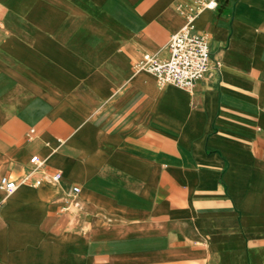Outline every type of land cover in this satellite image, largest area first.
<instances>
[{
  "label": "crops",
  "instance_id": "1",
  "mask_svg": "<svg viewBox=\"0 0 264 264\" xmlns=\"http://www.w3.org/2000/svg\"><path fill=\"white\" fill-rule=\"evenodd\" d=\"M196 1L0 0V264H264V0L196 16L193 89L136 69Z\"/></svg>",
  "mask_w": 264,
  "mask_h": 264
},
{
  "label": "built area",
  "instance_id": "2",
  "mask_svg": "<svg viewBox=\"0 0 264 264\" xmlns=\"http://www.w3.org/2000/svg\"><path fill=\"white\" fill-rule=\"evenodd\" d=\"M217 4V0H197L195 5L180 7L187 17V23L171 36L170 56L167 59H159L155 55L147 54L136 63V69L153 73L160 84L171 83L193 89L197 81L204 78L213 67H220L219 61L213 62L208 35L193 30V23L200 11L207 7H215ZM33 131L32 129L31 132ZM31 161L38 162L39 157L35 155ZM60 176L61 174L57 172L52 177L58 180ZM29 181V176L16 180L4 175L0 178V188L10 193L22 183ZM33 183L39 184L40 181L35 180ZM72 190L79 193L80 187L75 185Z\"/></svg>",
  "mask_w": 264,
  "mask_h": 264
},
{
  "label": "rangeland",
  "instance_id": "3",
  "mask_svg": "<svg viewBox=\"0 0 264 264\" xmlns=\"http://www.w3.org/2000/svg\"><path fill=\"white\" fill-rule=\"evenodd\" d=\"M10 9V5H6V10L8 11Z\"/></svg>",
  "mask_w": 264,
  "mask_h": 264
}]
</instances>
